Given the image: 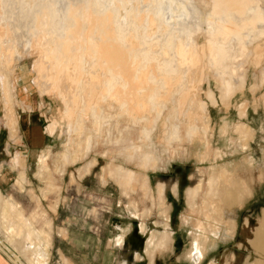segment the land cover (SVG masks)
I'll return each instance as SVG.
<instances>
[{
  "label": "rangeland",
  "instance_id": "rangeland-1",
  "mask_svg": "<svg viewBox=\"0 0 264 264\" xmlns=\"http://www.w3.org/2000/svg\"><path fill=\"white\" fill-rule=\"evenodd\" d=\"M26 7L22 4L21 10ZM31 46L15 79L18 98L26 105L8 106L18 127L12 137L5 126L0 91V175L4 171L0 191L26 218L37 213V227L51 233L47 264H119L124 258L126 264H151V256L153 264H194L189 253L196 240L205 256L200 264H221L215 260L218 256L224 257L222 264H252L255 248L243 230L256 227L264 208V81L260 68L247 67L244 87L234 92L228 105H224L221 86L204 78L189 88L194 102L183 100L181 93L166 103L162 116L157 117L155 111L145 113L156 118L155 123L121 121L125 129L121 143L115 141L118 135L112 128L111 134L93 136L85 155H81L85 152L82 141L79 154L83 159L57 173L53 161L66 137L60 129L50 133L48 128L53 117H59L62 104L53 95H39L32 66L40 50ZM246 87L253 93L252 99L246 93L251 102L247 117V110L244 115L239 111L248 99L240 95ZM230 107L232 111L226 113ZM190 112H194L192 119ZM243 127L248 130L246 135ZM132 143L149 155L142 164L126 161ZM44 154L47 166L40 176ZM110 158L132 172L123 187L108 174ZM236 169V177L248 182L251 191L245 204L235 203L232 211L230 201H216L209 192L212 173L229 178ZM21 170L28 179L24 188L15 182ZM120 235L125 237L123 246L116 243ZM4 237L0 230V251L7 259L12 264H28V257L36 252L16 257Z\"/></svg>",
  "mask_w": 264,
  "mask_h": 264
},
{
  "label": "bare ground",
  "instance_id": "bare-ground-1",
  "mask_svg": "<svg viewBox=\"0 0 264 264\" xmlns=\"http://www.w3.org/2000/svg\"><path fill=\"white\" fill-rule=\"evenodd\" d=\"M2 1L0 91L5 126L10 137L17 134V120L8 106L15 102L26 105L17 95L16 71L34 45L40 50L32 66L34 85L40 96L53 95L62 104L59 117H53L48 128L50 133L60 129L66 137L53 161L57 173L83 159L81 155L88 152L92 137L111 134L110 128L116 130L115 141L121 143L125 130L121 121L155 123L157 119L145 113L155 111L157 117L162 116L166 103L181 93L183 100L194 102L189 88L204 78L221 86L224 105L244 87L250 64L260 68L264 81V0ZM22 4L27 5L24 10ZM247 104L245 100L239 107L242 115ZM188 117L192 119L194 112ZM243 132L246 135L248 130ZM82 141L85 152L80 155ZM129 149L128 162L142 164L149 158L139 144L132 143ZM46 159L42 155L40 176ZM111 160L108 174L123 187L132 172ZM237 173L236 169L229 178L212 173L209 192L216 201H230L232 211L235 203L245 204L251 191ZM242 176L246 175L240 173ZM15 182L24 188L28 182L24 170ZM36 216L26 218L0 191V230L7 245L16 257L35 251L28 264H47L52 236L37 227ZM46 224L50 226V220ZM243 235L250 236L249 245L255 248L252 264H264V208L256 227L249 225ZM116 243L123 246L125 237L120 235ZM190 250L189 260L200 264L205 256L199 240ZM215 260L222 264L224 257ZM150 262L153 264L152 256ZM126 263L124 258L119 264Z\"/></svg>",
  "mask_w": 264,
  "mask_h": 264
},
{
  "label": "crops",
  "instance_id": "crops-1",
  "mask_svg": "<svg viewBox=\"0 0 264 264\" xmlns=\"http://www.w3.org/2000/svg\"><path fill=\"white\" fill-rule=\"evenodd\" d=\"M246 93L247 94H250V97L249 98H251L252 99V97H253V93L251 92V90H250V88H245L244 89V91L243 92H241V94L240 95H245V97L246 98H248V96L246 95ZM245 99V100H247L248 101V103H251L250 102V99ZM249 108V107H248ZM248 108H247V115H246V117L248 116ZM230 111H232V107H230L229 109H228V112H226V113H229ZM236 112H237V109H236ZM245 117V118H246ZM237 118L238 119H240V117H239V115H238V112H237ZM245 118H243V119H245ZM4 170V169H3ZM3 172L4 171H2V173H1V175H0V177H2L3 176ZM0 264H12L8 259H7V257L0 251Z\"/></svg>",
  "mask_w": 264,
  "mask_h": 264
}]
</instances>
